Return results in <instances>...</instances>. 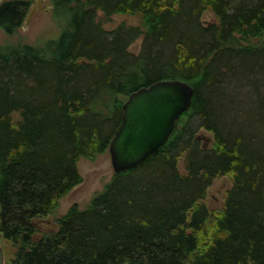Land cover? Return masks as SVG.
I'll list each match as a JSON object with an SVG mask.
<instances>
[{
	"label": "trees",
	"instance_id": "1",
	"mask_svg": "<svg viewBox=\"0 0 264 264\" xmlns=\"http://www.w3.org/2000/svg\"><path fill=\"white\" fill-rule=\"evenodd\" d=\"M53 1L67 19L58 40L0 47L5 264H264V142L246 134L264 130V0ZM30 5L4 2L0 28L15 34ZM207 9L218 23H202ZM99 11L107 19L140 15L142 26L107 30ZM141 37L140 52H130ZM153 60L165 72L136 84L135 70L148 73ZM229 73L241 74L254 98L250 122L232 130L215 103L225 100ZM162 79L185 80L195 90L167 143L115 173L86 208L72 205L56 229L41 228L38 221L82 183L78 162L109 150L123 116L117 93L125 98ZM203 128L213 134L212 147L201 142ZM226 175L233 185L223 210L212 211L204 200Z\"/></svg>",
	"mask_w": 264,
	"mask_h": 264
},
{
	"label": "rangeland",
	"instance_id": "2",
	"mask_svg": "<svg viewBox=\"0 0 264 264\" xmlns=\"http://www.w3.org/2000/svg\"><path fill=\"white\" fill-rule=\"evenodd\" d=\"M48 4L54 5V9L32 11L30 17L28 15L25 18V21L15 34L9 35L2 28H0V47L5 46L8 43L16 42L43 45L48 40H58L62 34L63 27L66 25L67 19L65 18V15L57 12L53 0H46L45 5ZM98 19L107 30H114L122 24H126L127 26H142V18L140 15L115 13L107 19L103 16V12L99 11ZM218 20V17L212 9H207L201 16V21L204 25L213 24L215 22L218 23ZM182 28L185 30L184 26ZM187 33L190 36L194 35L195 37V32L192 34L189 32ZM194 37H192L193 40ZM142 39L143 38L141 37L130 45V52L134 54H138L140 52ZM99 45L102 47L104 52H108L112 48V45L107 42H100ZM157 63L158 62H154L153 60L146 64V66L151 67L148 73L135 70L138 77L134 82L136 84H141L148 78H153L158 74L160 75L164 73L165 69L163 67L155 66ZM214 72L217 75V70H214ZM222 88L223 92L221 94H224L225 100L223 98L219 100L215 99V103L216 106L219 107V113L224 115L222 121L227 123L226 127L232 130L234 129L233 127L236 126L234 125L236 123L238 126L240 124L247 125V123L250 122L247 118L249 114L248 109L251 107L252 101H254L250 83L245 80L241 74L237 79H235L232 77L231 73H229L222 85ZM117 95V99L119 101H124V105L129 96L124 98V95L120 96L119 93H117ZM262 95H264V89H262ZM228 101H231L232 105L231 102L229 104ZM238 111L241 112V114H238ZM198 123L199 119L197 118L193 121L192 127L196 128ZM198 134L201 136L202 144H205V146L208 147L213 146L214 137L211 132L203 128L199 129ZM246 134L249 136L254 135L257 141L264 142V130L262 131L260 126H257L255 130L249 129V132L247 131ZM78 169L83 177L82 183L60 200L56 211L38 221L41 228L56 229L57 219L66 214L69 208L74 204L79 205L81 209L86 208L93 196L98 192L103 191L105 186L115 175L109 150L104 154H101L95 161L85 158L81 159L78 162ZM232 185V177L228 175L214 180L212 186L209 188L208 195L204 200L209 209L215 212H221L223 210L227 192L231 189ZM4 247L7 249V254H5V256L7 258H11V254L8 250L10 243L4 241Z\"/></svg>",
	"mask_w": 264,
	"mask_h": 264
},
{
	"label": "water",
	"instance_id": "3",
	"mask_svg": "<svg viewBox=\"0 0 264 264\" xmlns=\"http://www.w3.org/2000/svg\"><path fill=\"white\" fill-rule=\"evenodd\" d=\"M194 93L185 80L162 79L129 95L122 123L109 145L115 173L142 164L167 143L180 116L190 109ZM0 264H5L1 236Z\"/></svg>",
	"mask_w": 264,
	"mask_h": 264
},
{
	"label": "flooded vegetation",
	"instance_id": "4",
	"mask_svg": "<svg viewBox=\"0 0 264 264\" xmlns=\"http://www.w3.org/2000/svg\"><path fill=\"white\" fill-rule=\"evenodd\" d=\"M6 1H9V0H0V6ZM28 1H31L30 10H29V14H28L29 16L31 15V12L35 11V10L37 11V10H52V9H54V5H51V4L45 5L46 0H34V1L28 0Z\"/></svg>",
	"mask_w": 264,
	"mask_h": 264
}]
</instances>
